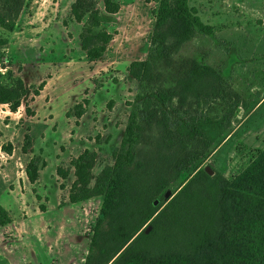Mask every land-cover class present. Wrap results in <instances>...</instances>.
Segmentation results:
<instances>
[{
  "label": "rangeland",
  "instance_id": "rangeland-1",
  "mask_svg": "<svg viewBox=\"0 0 264 264\" xmlns=\"http://www.w3.org/2000/svg\"><path fill=\"white\" fill-rule=\"evenodd\" d=\"M117 1L118 11L95 28L111 39L91 59L81 34L88 35L87 9L103 13V0H0V84L21 97L16 113L0 108V207L10 216L0 228V264H111L135 236L134 249L160 250L177 233L166 217L154 216L198 169L209 164L211 176L231 180L264 148V0H187L210 32L179 45L168 36V56L138 79L129 68L146 59L158 3ZM196 63L206 73L191 77ZM155 87L169 92L176 118H210L222 129L189 136L166 122L154 101L135 108L137 96ZM132 110L133 139L123 147ZM130 149L142 201L103 210L97 181ZM84 151L89 176L74 184ZM32 159L34 184L24 173Z\"/></svg>",
  "mask_w": 264,
  "mask_h": 264
},
{
  "label": "trees",
  "instance_id": "trees-1",
  "mask_svg": "<svg viewBox=\"0 0 264 264\" xmlns=\"http://www.w3.org/2000/svg\"><path fill=\"white\" fill-rule=\"evenodd\" d=\"M154 1L158 6L154 13V33L146 59L131 63L129 68L130 75L137 79L141 75L149 77L150 70L156 63L168 56L167 50L171 45L165 42L168 36L173 38L174 45H179L197 32H210L209 26L200 20L187 0ZM118 9L117 0H103V13H99L95 8L87 9L88 35L81 34V47L87 57L95 59L105 51L111 34L95 28L108 22L106 14H114ZM73 14L76 20H81L76 4L73 6ZM202 73H206L205 68L196 63L190 71V76L197 77ZM137 97L139 100L135 108L141 104L147 106L150 101H154L166 122H170L182 134L204 135L210 131L213 135L222 129L220 122L210 118H176L177 113L168 105L170 94L164 88L155 87L145 95L139 94ZM0 103L8 104L13 112L17 111L21 105L19 92L0 84ZM83 112V106L77 103L75 116L80 117ZM134 116L135 112L132 110L122 140L123 147L133 139L136 125ZM26 142L29 145L28 139L25 140V146ZM6 149L11 151V148ZM131 149L124 153L119 152L114 165L109 166L107 173L102 174L97 181L99 194L104 195L103 210L109 209L113 204L116 208L121 205L131 207L132 204L142 201V192L139 196L137 181L133 178L134 171L129 169L132 160ZM86 154L88 152L84 151L76 158L81 161L76 164L77 179L74 184L86 183L89 176L86 175L85 180L82 172L83 168L91 167L90 163L82 162ZM36 160H30L25 168L31 182L38 175ZM199 181L206 182H203L205 187L200 188ZM69 200L77 201L71 193ZM163 209L154 219L156 221L162 216L166 217L170 231L177 233L174 238L165 240L160 250L151 252L145 248L134 249L132 242L137 238L135 236L120 253V249L115 252L116 257L111 264H264V148L231 180L209 176L203 169H198ZM8 221L7 212L0 207V224ZM133 234L129 235L123 244H126Z\"/></svg>",
  "mask_w": 264,
  "mask_h": 264
},
{
  "label": "crops",
  "instance_id": "crops-1",
  "mask_svg": "<svg viewBox=\"0 0 264 264\" xmlns=\"http://www.w3.org/2000/svg\"><path fill=\"white\" fill-rule=\"evenodd\" d=\"M34 102V101H33ZM33 102H31V104H29V105H32L33 104ZM2 107H5L4 109H6L7 110V108H8V110L10 111V108H9V106L5 103H3V104H1L0 103V108H2ZM2 110V109H1ZM18 110V109H17ZM2 111H4V110H2ZM13 112V111H12ZM17 111H15V112H13V113H16ZM5 126H8V124H5ZM30 148V150L32 151V148L31 147H29ZM0 149H1V145H0ZM13 150V149H12ZM11 150V151H12ZM10 151V153H9V155H11L12 154V152ZM33 155H37V154H33ZM24 173H25V171H24ZM37 174H38V170H37ZM38 176L39 175H37V178L33 181V182H31L29 179H28V177H27V179H28V181L31 183V184H34V183H36L37 182V179H38ZM58 184V188L60 189V190H62L63 188L62 187H60V185L62 184L61 183V180L57 183ZM33 190H35V189H33ZM50 196V195H49ZM48 195H46L45 196V198H46V200H50V197H49ZM41 209H45L46 208V205H42L41 204ZM46 210H48L47 208H46ZM8 214V213H7ZM9 217V221H10V216H8ZM9 221L7 222V223H4V224H0V228L1 227H3V226H5L6 224H8L9 223Z\"/></svg>",
  "mask_w": 264,
  "mask_h": 264
},
{
  "label": "water",
  "instance_id": "water-1",
  "mask_svg": "<svg viewBox=\"0 0 264 264\" xmlns=\"http://www.w3.org/2000/svg\"><path fill=\"white\" fill-rule=\"evenodd\" d=\"M209 176H211V175H213L214 174V170H213V168L209 165V164H205L204 166H203V168H202ZM169 193H170V191L169 190H166L165 191V193H164V197L165 198H168L169 197ZM157 202H158V200L157 199H155L154 201H153V204H157ZM149 229H150V225H148L146 228H145V232L147 233L148 231H149Z\"/></svg>",
  "mask_w": 264,
  "mask_h": 264
}]
</instances>
